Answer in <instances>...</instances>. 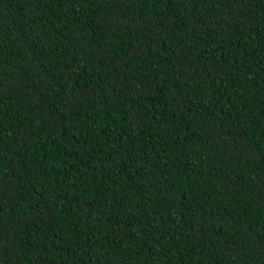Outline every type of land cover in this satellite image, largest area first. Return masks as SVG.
I'll return each instance as SVG.
<instances>
[{
    "label": "trees",
    "instance_id": "obj_1",
    "mask_svg": "<svg viewBox=\"0 0 264 264\" xmlns=\"http://www.w3.org/2000/svg\"><path fill=\"white\" fill-rule=\"evenodd\" d=\"M0 264H264V0H0Z\"/></svg>",
    "mask_w": 264,
    "mask_h": 264
}]
</instances>
